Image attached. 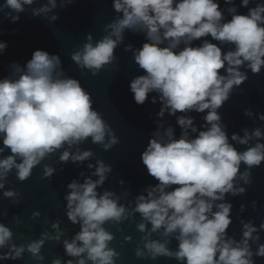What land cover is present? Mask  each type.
Returning a JSON list of instances; mask_svg holds the SVG:
<instances>
[{"label":"clouds","instance_id":"obj_1","mask_svg":"<svg viewBox=\"0 0 264 264\" xmlns=\"http://www.w3.org/2000/svg\"><path fill=\"white\" fill-rule=\"evenodd\" d=\"M35 3L3 0L0 14L16 23L30 7L33 17L54 22L59 16L49 14L73 0H59V5L58 0H47L31 7ZM223 5L220 0H112L117 15L105 25L106 34L95 41L88 34L71 60L95 76L118 59L115 50L124 43L126 31L144 36L141 47L127 44L123 51L132 53L144 73L130 81L134 102L144 105L154 94L151 103H160L157 129L140 154L156 183L148 184L125 206L114 191H98L112 172L111 165L101 159L88 162L89 171L72 179L63 197L67 219L79 231L62 240L66 233L56 220L51 224L55 234L45 231L39 239L17 245L12 230L0 222V262L21 260L27 252L42 264V246L51 240L62 243L68 257L53 258L51 264H116L120 254L110 247L114 235L104 225L125 221L135 223L143 234L135 249L137 258L166 257L179 264H256L254 257L264 258L260 242L264 221L256 226L240 219L242 235L236 239L228 232L233 204L226 199L245 194L242 184L250 185L253 167L264 163V123L229 136L219 112L248 80L247 70L259 75L264 69V0H240L239 5L223 0ZM240 8L247 12L240 14ZM7 47L0 41V54ZM9 67L12 73L0 78V190L18 202V191L5 190L13 171L23 182L57 152V164L71 162L79 168L94 158L92 150L80 145L90 140L108 151L120 141L93 107L91 94L78 79L65 74L60 55L37 49L24 65L12 62ZM192 113L203 114V123L198 126ZM166 114L175 117L181 129L178 138L171 124L165 126ZM244 116L253 123L264 122V112L249 108ZM55 172L45 164L42 178L50 179ZM251 206L256 210L257 201ZM245 210L241 204L240 213ZM40 215L32 213L34 218ZM173 240L175 249L169 247Z\"/></svg>","mask_w":264,"mask_h":264},{"label":"water","instance_id":"obj_2","mask_svg":"<svg viewBox=\"0 0 264 264\" xmlns=\"http://www.w3.org/2000/svg\"><path fill=\"white\" fill-rule=\"evenodd\" d=\"M2 2L3 0H0V3ZM46 2L47 0H36L31 7H39ZM220 3L223 7V0H220ZM236 4L239 5L240 0H236ZM239 12L245 14L247 9L240 8ZM52 14L59 16L54 22L43 16L33 17L29 7L16 23L4 19L0 14V41H6L8 44L7 50L0 54V78L12 73L13 69L9 67L12 62L24 65L37 49L60 55L65 74L78 79L82 87L91 94L93 107L102 114L120 142L108 151H104L100 145L92 144L90 140L80 145L82 150H92L94 158L79 168L71 162L66 165L57 164L59 156L57 152L36 166L32 170V175L23 182L16 178L14 171L10 173L5 190H16L20 196L17 202L5 198L4 190H0V222L12 230L13 239L17 245L37 240L45 231L55 234L51 224L56 220L61 221L60 228L66 233L62 240L70 239L79 231V226L73 225L67 219L66 202L63 197L67 191V184L77 178L81 171L86 173L89 171L86 168L88 162L95 163L96 159H101L111 165L112 172L98 191L102 192L105 189L114 191L122 197L120 202L125 206L128 201H134L135 196L140 194L148 184L156 183L154 178L147 174L140 154L146 147L151 134L157 129L154 121L160 103H151V97L154 94H149V100L144 105H137L134 102L129 88L130 81L144 73L134 62L132 53L123 51L124 45L127 44H132L135 48L141 47L145 42L144 36L126 31L124 43L115 50L118 59L93 76L90 71L86 69L82 71L78 68L71 60V54L86 42L88 34L93 36L94 41L106 34L105 25L112 22L117 15L112 8V0H73V3L64 9L58 6L49 15ZM247 71L248 80L236 88L230 99L219 109L229 136L232 132L242 135L240 129L247 127L251 130L264 123L259 120L253 123L251 119L244 116V110L249 108L254 113L264 112V69L259 75L252 74L250 70ZM192 115L196 117L198 126L203 123V114L192 113ZM164 120L167 122L165 126L171 124L175 128V135L178 138L181 129L176 124L175 117L166 114ZM235 146L240 151L245 150V146ZM45 164L56 168V172L50 179L42 178ZM61 167L63 171L60 170ZM243 168L242 165L241 171ZM121 179L125 181L124 185L119 183ZM242 186L246 187L245 194L236 197L226 196V199L233 204L231 212L233 223L228 232L230 235H235L236 239H240L242 235L240 219L252 220L256 226L264 221V163L259 167H253L252 183L242 184ZM125 193H127L126 197ZM253 200L257 201L256 210H253L251 206ZM241 204L246 205L243 213L239 211ZM36 211H39L41 215L34 218L32 213ZM136 219L139 220V214L136 215ZM104 226L114 235L110 247L120 254L116 264H179L175 259L166 257H159L156 260L137 258L135 249L143 234L136 229L135 223L125 221L119 225L106 223ZM126 236L132 239L125 240ZM260 242L264 243V232H261ZM169 247L175 249L177 242L173 240ZM255 247L253 245L254 251ZM41 252L45 257L42 264H51L53 258L64 257L62 243L58 244L51 240L45 242ZM254 259L256 264H264V258L254 257ZM6 264H37V261L26 252L23 259L7 261Z\"/></svg>","mask_w":264,"mask_h":264}]
</instances>
